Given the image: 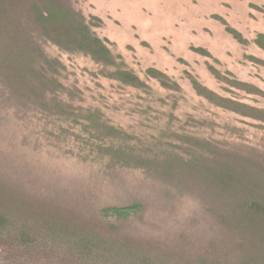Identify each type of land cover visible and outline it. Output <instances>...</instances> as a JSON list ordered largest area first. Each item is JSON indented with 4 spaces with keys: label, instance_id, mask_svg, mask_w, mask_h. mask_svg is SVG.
<instances>
[{
    "label": "trees",
    "instance_id": "trees-1",
    "mask_svg": "<svg viewBox=\"0 0 264 264\" xmlns=\"http://www.w3.org/2000/svg\"><path fill=\"white\" fill-rule=\"evenodd\" d=\"M97 22L81 13L75 0H0V96L56 122L61 132L81 127L101 142L98 149L108 165L142 169L156 187L124 193L117 204L99 207L98 219L80 221L70 211L52 213L32 190H22L21 180L11 187L0 177V264H264V151H240L188 133L161 134L146 148L115 146L125 133L98 109L82 106L78 88L63 81V64L44 50L48 43L89 57L101 66L102 76L145 88V81L97 35ZM226 31L248 42L237 30ZM252 43L264 52V33ZM144 72L162 87L178 89L160 70ZM228 83L247 93L256 90L247 83ZM192 87L215 106L264 122V109L220 96L195 80ZM166 135L175 145L163 144ZM183 193L197 200L198 219L204 221L193 235L177 232L166 244L143 231L124 234L125 225L160 227L174 198Z\"/></svg>",
    "mask_w": 264,
    "mask_h": 264
},
{
    "label": "rangeland",
    "instance_id": "rangeland-1",
    "mask_svg": "<svg viewBox=\"0 0 264 264\" xmlns=\"http://www.w3.org/2000/svg\"><path fill=\"white\" fill-rule=\"evenodd\" d=\"M75 4L85 17L98 20L97 35L146 83L139 89L123 85L102 76L101 66L89 57L44 46L63 64V81L78 88L82 106L98 109L125 133V140L115 146L146 148L161 134L188 133L240 151H264V122L215 106L192 87L195 80L220 96L264 109V52L252 43L256 34L264 33V0H75ZM226 27L248 42L236 41ZM149 67L164 73L178 89L147 78L144 71ZM231 80L256 90L247 93L231 86ZM19 103L3 102L0 96V177L11 182L7 185L21 180L22 190L33 191L52 213L73 212L80 221L87 216L98 219L97 209L117 204L124 193L155 189L156 182L142 169L108 165L98 149L101 142L81 127L61 132L56 122L25 111ZM168 135L163 144L175 145ZM174 200L160 227L125 225L124 234L138 236L143 231L166 244L177 232L193 235L204 222L198 219L197 200L186 193Z\"/></svg>",
    "mask_w": 264,
    "mask_h": 264
}]
</instances>
